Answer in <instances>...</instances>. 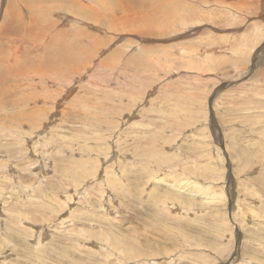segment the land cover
I'll use <instances>...</instances> for the list:
<instances>
[{
  "label": "rangeland",
  "instance_id": "rangeland-1",
  "mask_svg": "<svg viewBox=\"0 0 264 264\" xmlns=\"http://www.w3.org/2000/svg\"><path fill=\"white\" fill-rule=\"evenodd\" d=\"M0 264H264V0H0Z\"/></svg>",
  "mask_w": 264,
  "mask_h": 264
},
{
  "label": "bare ground",
  "instance_id": "bare-ground-1",
  "mask_svg": "<svg viewBox=\"0 0 264 264\" xmlns=\"http://www.w3.org/2000/svg\"><path fill=\"white\" fill-rule=\"evenodd\" d=\"M138 4V3H137ZM141 5V4H140ZM10 11V10H9ZM12 12V11H11ZM56 12V11H55ZM57 12H58V10H57ZM59 13H62L61 11L59 12ZM57 14V13H56ZM64 14V13H63ZM34 15V14H33ZM64 16V15H63ZM18 18H20V16L18 17ZM33 18V17H32ZM35 18V17H34ZM35 20V19H34ZM63 20V19H62ZM16 21V20H15ZM33 20H31V22H32ZM17 22V21H16ZM34 22V21H33ZM36 22V21H35ZM34 22V23H35ZM18 28V27H17ZM35 28V27H34ZM35 30V29H34ZM19 31V30H18ZM17 32V31H16ZM33 33H34V31H33ZM61 34V33H60ZM37 36H39V35H37ZM58 37H59V35H58ZM24 40V39H23ZM26 40V39H25ZM25 42V41H24ZM32 42V41H31ZM22 43V42H21ZM30 43V42H29ZM34 44V43H33ZM2 75V74H1Z\"/></svg>",
  "mask_w": 264,
  "mask_h": 264
}]
</instances>
